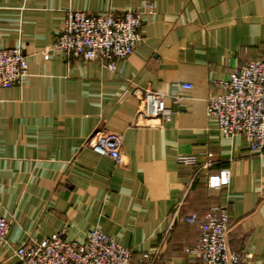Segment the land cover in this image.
<instances>
[{
	"label": "crops",
	"instance_id": "1",
	"mask_svg": "<svg viewBox=\"0 0 264 264\" xmlns=\"http://www.w3.org/2000/svg\"><path fill=\"white\" fill-rule=\"evenodd\" d=\"M128 9L143 14L142 40L114 70L44 54L67 11ZM11 48L28 69L21 85L0 89V217L10 224L0 264H17L20 245L62 229L79 243L98 229L133 264H199L186 253L198 225L180 216L202 218L212 205L229 214V246L245 264H264V157L206 118L212 81L264 58V0H0V50ZM145 87L175 115L137 125ZM99 133L117 139L119 163L89 148ZM222 170L229 184L208 188Z\"/></svg>",
	"mask_w": 264,
	"mask_h": 264
},
{
	"label": "built area",
	"instance_id": "2",
	"mask_svg": "<svg viewBox=\"0 0 264 264\" xmlns=\"http://www.w3.org/2000/svg\"><path fill=\"white\" fill-rule=\"evenodd\" d=\"M146 13L152 6L146 5ZM142 13L138 9L88 13L67 11L54 44L44 54L64 53L82 61H98L108 70L130 56L142 40ZM28 64L18 48L0 50V89L21 85L27 76ZM215 93L206 99V118L214 121L224 138L242 137L250 151L264 157V58L249 61L227 78L212 81ZM191 89V85H181ZM136 124L165 122L175 115L165 104V96L148 87L139 90ZM89 148L97 155L121 161L117 139L96 134L89 139ZM209 159L211 154H207ZM178 163L194 165L192 156L178 157ZM209 163L206 164L208 166ZM230 181L228 170L208 177L207 187L219 189ZM184 224H196L199 236L195 246L187 250L199 264H245L243 252L229 246L230 217L226 208L212 205L199 218L196 214L180 216ZM9 221L0 217V244L6 242ZM17 264H133L132 253L105 233L92 229L83 243L68 240L62 229L42 241L23 243L15 251Z\"/></svg>",
	"mask_w": 264,
	"mask_h": 264
}]
</instances>
